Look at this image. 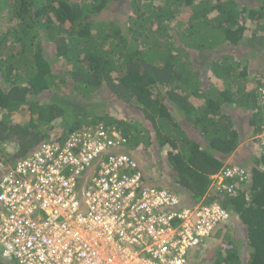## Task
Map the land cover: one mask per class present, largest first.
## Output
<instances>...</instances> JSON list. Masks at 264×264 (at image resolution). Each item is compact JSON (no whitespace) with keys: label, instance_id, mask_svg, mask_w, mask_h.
Here are the masks:
<instances>
[{"label":"trees","instance_id":"obj_1","mask_svg":"<svg viewBox=\"0 0 264 264\" xmlns=\"http://www.w3.org/2000/svg\"><path fill=\"white\" fill-rule=\"evenodd\" d=\"M2 24L0 178L44 142L115 129L148 186L180 194L181 209L218 203L232 214L213 238L223 240L213 264H264V149L233 195L212 187L263 133L264 0H0ZM116 105L137 114L117 118Z\"/></svg>","mask_w":264,"mask_h":264},{"label":"built area","instance_id":"obj_2","mask_svg":"<svg viewBox=\"0 0 264 264\" xmlns=\"http://www.w3.org/2000/svg\"><path fill=\"white\" fill-rule=\"evenodd\" d=\"M264 115V87L259 90ZM119 131L85 127L38 150L0 178V261L14 264H189L232 214L220 204L181 209L148 186ZM239 167L212 177L233 195Z\"/></svg>","mask_w":264,"mask_h":264},{"label":"rangeland","instance_id":"obj_3","mask_svg":"<svg viewBox=\"0 0 264 264\" xmlns=\"http://www.w3.org/2000/svg\"><path fill=\"white\" fill-rule=\"evenodd\" d=\"M113 10H116V8L113 9ZM0 28H2L3 30H6V25L2 24ZM262 63H263L262 62V59H258L256 57H254L252 59L251 65H250V69H253L254 68V70H255L256 68L261 67L263 65ZM65 91H68L67 88H65ZM69 93H67V94H69ZM102 102L105 104L104 105V108L105 109H109L110 108V111H113L114 110V104L117 103V101L113 100V96L109 92L105 93V97L103 98ZM193 103H194L195 106H201L203 104V101L202 100L201 101L200 100H195ZM108 106H109V108H108ZM116 108L118 110L117 111L118 113L113 114V115L115 117H117V118H124V115L127 114L129 111L133 115L134 114H137L136 111L133 110V109H127L126 112H125V108L122 109L118 105H116ZM119 111H121V112H119ZM239 112L240 113H238L237 120L242 125L245 124V129H247L246 123L249 120V115L246 112H243V111H239ZM257 141H259V143ZM263 149H264V127H263V133L262 134L254 137L253 139L252 138L246 139L245 142H243L239 146V148L237 149V151L235 152V154H233L228 159V162H227V166L226 167L231 166V164L229 162L232 163V161H236V164H237L236 167L241 168V167H244L245 166L246 168H248L249 167V164L252 163V161L249 162V158L251 156L254 157L257 153H260L261 151H263ZM6 151L9 152V153H11V152H15V149L11 146V147H7L6 148ZM148 168L149 169H151V168L152 169H155L154 166H149ZM227 234L229 236L232 235L233 237H237V236L239 237V231L237 229H235V228L229 229L228 232H227ZM214 242H215V244L213 245V247H211V248H204L205 250H202V251L201 250L200 251L198 250L199 252H201L200 258H196L194 256V258H191V263H189V264H213L216 261V259L219 258L218 253L222 250L221 248H222L223 240L222 241L221 240L219 241L216 238ZM204 247H207V246L205 245ZM10 264H12V263H10Z\"/></svg>","mask_w":264,"mask_h":264},{"label":"crops","instance_id":"obj_4","mask_svg":"<svg viewBox=\"0 0 264 264\" xmlns=\"http://www.w3.org/2000/svg\"><path fill=\"white\" fill-rule=\"evenodd\" d=\"M228 224H230V223H228ZM215 239H216V238H215ZM215 239H213V240L215 241ZM207 242H210V240L207 241ZM207 242H206V244H204V246L206 245L207 248H211V247H209V245H208ZM201 247H202V246H201ZM201 247L196 248L195 250L192 251V253H191V258H194V256H195L196 258H200V256H201V252H199V251H200ZM198 250H199V251H198ZM197 253H198V254H197Z\"/></svg>","mask_w":264,"mask_h":264},{"label":"clouds","instance_id":"obj_5","mask_svg":"<svg viewBox=\"0 0 264 264\" xmlns=\"http://www.w3.org/2000/svg\"><path fill=\"white\" fill-rule=\"evenodd\" d=\"M225 168V167H224ZM191 263V262H190Z\"/></svg>","mask_w":264,"mask_h":264}]
</instances>
